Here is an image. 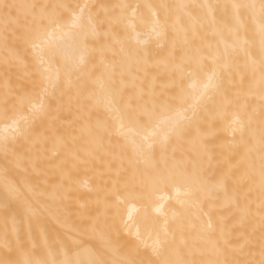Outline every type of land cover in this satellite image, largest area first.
I'll return each mask as SVG.
<instances>
[{"label": "bare ground", "instance_id": "1", "mask_svg": "<svg viewBox=\"0 0 264 264\" xmlns=\"http://www.w3.org/2000/svg\"><path fill=\"white\" fill-rule=\"evenodd\" d=\"M35 2L106 6L96 9L105 23L96 44L87 53L80 43L79 26H74L68 17L61 27L49 29L42 37L45 58L50 51L58 54L59 63H54L51 70L53 80L59 70L58 88L68 90L66 66L79 64L81 56L87 60L83 73L78 75H83L80 87L87 89L85 97L89 94L94 96L87 105L91 119L85 118L77 126L72 147L82 154L95 150L96 167L76 161H71L66 168L61 167L62 160H71V156L67 149L62 150L55 143L52 138L55 133H50L46 142L35 149L18 141L17 148L21 152L31 150L38 154L35 167L17 165L11 157L6 162L0 151V259L11 258L22 262L65 258L88 260L93 252L105 253V258H108L105 246L109 239L112 243L139 248L140 258L146 259L151 250L141 240L150 245L155 234H163L165 227L173 231L181 226L191 240L197 232L207 228L209 219L217 234H228L231 239L239 237L240 232L235 229L240 225V213L234 201L246 180L243 164L245 148L239 131H234L237 128L234 121L237 115H243V105L249 99L246 88L233 89L235 95L231 104L225 103L218 94L212 101L205 97L201 106L206 105V110L201 112L198 123L190 125V134L179 140L170 131L168 113H161L156 120L145 121L142 125L124 118L123 133L119 135L97 133L102 125L115 130L121 123L118 114L110 111L104 103L109 89L122 92V111L139 110L151 105L152 98L147 87L142 91L144 68L153 69L148 82L155 77L159 89H169V95H179V88L170 90L172 86L165 74V62L173 42H181L185 33L190 34L193 28L198 34L200 54L204 57L211 54L206 59V71L214 70L225 87L239 82L243 74L240 70L245 68L246 63L250 59L258 61L261 37L258 22L254 23L247 16L237 19L236 10L231 5L258 0ZM115 5L129 7L114 9ZM159 5L171 7L162 9ZM181 5L187 7H179ZM36 43L40 41L13 37L9 41L10 50L6 51L0 42V133L10 123V119L4 116L5 95L12 101L16 96L32 90L41 54L34 47ZM176 79L179 83V77ZM76 83L74 75L73 85ZM207 83L208 78L204 74L195 79L185 78L181 85L185 93L184 103L177 106L189 108L196 105ZM255 119L254 127L258 134V115ZM63 129L65 138L71 142V137L67 135L71 129L67 123L63 124ZM40 132L43 133L44 129ZM166 134L169 135L167 142ZM144 137L148 139L144 140ZM136 144L142 146L140 150L136 149ZM59 151H63V155L58 159L55 154ZM198 162H203L202 166ZM154 163L161 168L166 164L174 178L167 183L149 179ZM101 173L109 184L127 179L142 185L141 195L129 196L120 205L116 227L110 236L81 228V222L87 216L104 213L105 193ZM53 187L60 188V196L49 199L47 194ZM197 200L207 201L208 206L201 211L196 206ZM137 232L141 239H137ZM69 238L76 239L77 245L70 252L67 248L61 250L62 241Z\"/></svg>", "mask_w": 264, "mask_h": 264}, {"label": "snow or ice", "instance_id": "2", "mask_svg": "<svg viewBox=\"0 0 264 264\" xmlns=\"http://www.w3.org/2000/svg\"><path fill=\"white\" fill-rule=\"evenodd\" d=\"M106 8L104 5L94 4H68V3H40V2H13V0H0V42L6 51L10 50L9 41L15 37L17 39H33L40 41L34 47L41 53L37 60V69L32 83L31 92L18 95L10 101L8 95L4 99V116L10 119L0 133V151L3 152L5 161L11 157L17 165L26 164L36 166L38 154L21 152L17 148L18 141H23L25 145H31L33 149L38 148L41 143H45L50 133H55L52 137L62 150L67 149L71 160L64 159L61 167H68L71 161H76L85 166L96 167V151L81 153L73 149L72 144L76 137L74 132L81 122L91 119V113L87 111V105L94 99L92 94L85 97L86 88L80 87L83 79V69L87 60L81 56L80 62L74 66L65 67V76L68 83V90L58 88L60 83L59 70L53 80L51 75L52 65L59 63L55 51H50L47 58L42 54V37L49 29L59 28L68 17L74 26H79L80 43L85 53H87L97 42L105 21L101 19V13L97 8ZM128 5H115L113 8H127ZM136 7H139L137 5ZM165 9L171 6L159 5ZM179 7H187L181 5ZM236 10L237 19L240 16L249 17L257 23L260 42V55L258 61L250 59L239 82H234L231 87H225L220 77L213 70L206 71V59L200 54L201 49L197 44L198 34L194 30L185 33L182 41L173 42L172 50L168 53L165 67L166 75L171 83V91L179 88V95H169V89L161 90L157 85L156 78L153 77L148 82V76L153 69L144 68L143 88L147 87V92L151 96V105H145L139 110L122 111V92L109 89L104 103L110 111H114L121 119L118 128L112 130L108 126L99 127V132L112 134L123 133V119L129 122L142 125L145 121L156 120L161 113L169 114L170 131L179 140L191 132L190 125L198 123L202 111L206 110V105L201 106V101L207 97L212 101L218 94L225 103L231 104L235 93L233 89H247L248 100L242 108L243 115H237L234 123L239 131L240 140L245 148L243 164L245 167L246 180L240 189L238 198L234 201L235 207L240 213V225L235 229L240 232L236 239L229 238L228 234L217 232L213 229L211 220L207 223V228L197 232L193 239H189L185 234V229L177 227L169 231L165 227L163 234L156 233L152 244H147L143 240L146 248H150V256L146 259L140 258L139 248L129 247L127 244L106 243L105 253L93 252L92 258L88 260L79 259H42L35 261H20L11 258L0 259V264H264V0L243 4L231 5ZM7 59L5 63H7ZM215 63V59H213ZM204 74L208 78V83L204 85L200 93V101L189 108L183 105L185 93L181 87L185 78L195 79ZM76 77V85H73V76ZM179 77V83L177 82ZM147 82V84H145ZM75 90L74 96L72 95ZM211 90V94H209ZM100 101L97 99L96 101ZM258 104V107H257ZM190 113V114H189ZM259 117L258 134L254 127L256 116ZM74 117V118H72ZM67 123L70 132L71 142L65 138L63 124ZM59 126V127H58ZM44 129L41 133L40 130ZM81 132L84 129L81 127ZM148 137H144L147 140ZM169 135H165L167 142ZM135 144V142H133ZM23 147V145H21ZM141 145L136 144V149L140 150ZM59 159L63 151L56 154ZM258 158V166H257ZM154 160V156L152 157ZM203 164V162H198ZM210 163V161H209ZM5 172L7 168L5 167ZM167 165L161 168L158 163H154L149 174V179L156 183H167L173 179ZM101 184L104 190V213L95 217L87 216L81 222L83 230L98 231L102 236H110L113 228L116 227V215L120 205L129 196L141 195L142 185L130 182L127 179L117 180L111 184L105 179L103 173L100 175ZM60 188L53 187L48 193L49 199H56L60 196ZM63 198L62 196L60 197ZM196 206L203 211L208 206L207 201L197 200ZM207 215V213H206ZM241 229L243 231L241 232ZM179 234V240L177 235ZM140 238L139 232L136 233ZM7 240V232H5ZM243 240V243H240ZM77 245V240L69 238L62 241L61 250L67 248L72 251ZM8 245L6 244V247ZM67 257V253H64Z\"/></svg>", "mask_w": 264, "mask_h": 264}]
</instances>
